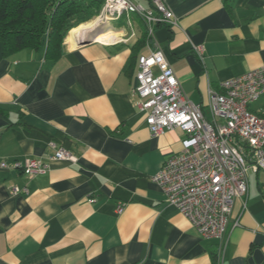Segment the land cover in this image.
Returning <instances> with one entry per match:
<instances>
[{"label":"crops","instance_id":"crops-1","mask_svg":"<svg viewBox=\"0 0 264 264\" xmlns=\"http://www.w3.org/2000/svg\"><path fill=\"white\" fill-rule=\"evenodd\" d=\"M164 2L177 26L150 34L137 15L123 17L110 24L117 41L64 43L54 62L32 49L6 56L0 43V264H264V173L249 174L220 262V241L202 237L152 181L185 134L152 135L133 95L139 58L159 49L211 120L210 90L264 65V0ZM250 110L264 117V96ZM53 143L78 162L51 160ZM27 159L48 173L30 179L13 167Z\"/></svg>","mask_w":264,"mask_h":264},{"label":"built area","instance_id":"built-area-1","mask_svg":"<svg viewBox=\"0 0 264 264\" xmlns=\"http://www.w3.org/2000/svg\"><path fill=\"white\" fill-rule=\"evenodd\" d=\"M130 15L140 17L150 34L156 26L178 25L164 0H152L150 9L131 0H103L99 18L109 26L123 17L129 19ZM197 50L202 56V48ZM133 95L138 110L146 114L152 135L176 129L185 134L181 153L167 159L152 181L164 192L167 203L175 206L202 237L220 241L217 256L222 262L235 203L248 196L249 174L264 173V117L250 110V105L264 96V65L226 80L219 91L210 90L211 120L205 117L203 105L187 98L159 49L139 58ZM51 147L54 149L51 160L78 162L71 151L54 143ZM1 167L7 168L8 164L2 162ZM13 167L30 179L46 175L50 168L48 163L36 159L15 162ZM14 192L20 190L14 188ZM23 192L29 193L28 189ZM117 211L122 213L123 207L119 206Z\"/></svg>","mask_w":264,"mask_h":264},{"label":"trees","instance_id":"trees-1","mask_svg":"<svg viewBox=\"0 0 264 264\" xmlns=\"http://www.w3.org/2000/svg\"><path fill=\"white\" fill-rule=\"evenodd\" d=\"M102 6L103 0L85 3L0 0V43L3 53L9 56L32 49L54 62L61 57L67 36L81 24L97 17Z\"/></svg>","mask_w":264,"mask_h":264},{"label":"bare ground","instance_id":"bare-ground-1","mask_svg":"<svg viewBox=\"0 0 264 264\" xmlns=\"http://www.w3.org/2000/svg\"><path fill=\"white\" fill-rule=\"evenodd\" d=\"M107 26L104 24L99 17H97L93 21L81 24L78 26L72 34H70L67 38L68 42L74 40H82L84 38H92L97 41L111 43L113 41H117L116 39V32L108 31V32H101L100 29Z\"/></svg>","mask_w":264,"mask_h":264},{"label":"rangeland","instance_id":"rangeland-1","mask_svg":"<svg viewBox=\"0 0 264 264\" xmlns=\"http://www.w3.org/2000/svg\"><path fill=\"white\" fill-rule=\"evenodd\" d=\"M101 10H102V9H101ZM99 15H100V14H99ZM99 15H98L97 17H99ZM97 17H95V18H93V19L95 20ZM93 19H92L91 21H93ZM91 21H89V22H91ZM115 27H117V26L114 25V27H111L110 25H109V26L107 25V26H105L104 28H101L100 31H114ZM113 28H114V29H113ZM117 28H119V27H117ZM75 29H76V28H75ZM75 29H74V30H75ZM74 30H73L70 34H72V33L74 32ZM70 34H69V35H70ZM69 35H68V36H69ZM68 36H67V37H68ZM67 39H68V38H66V40L64 41V43L69 44V42H68Z\"/></svg>","mask_w":264,"mask_h":264},{"label":"water","instance_id":"water-1","mask_svg":"<svg viewBox=\"0 0 264 264\" xmlns=\"http://www.w3.org/2000/svg\"><path fill=\"white\" fill-rule=\"evenodd\" d=\"M101 32H108V31H101ZM97 40L92 39V38H84L82 40L78 41L77 45H87V44H91L92 42H95Z\"/></svg>","mask_w":264,"mask_h":264}]
</instances>
